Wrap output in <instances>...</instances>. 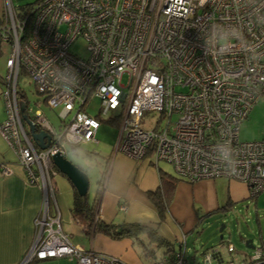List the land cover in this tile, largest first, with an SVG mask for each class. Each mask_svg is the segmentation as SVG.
Segmentation results:
<instances>
[{"label": "built area", "instance_id": "built-area-1", "mask_svg": "<svg viewBox=\"0 0 264 264\" xmlns=\"http://www.w3.org/2000/svg\"><path fill=\"white\" fill-rule=\"evenodd\" d=\"M7 19L0 29L2 42L11 47L0 135L28 183L44 193L35 241L20 264L63 257L77 264H127L73 245L58 208L54 216L49 213L55 200L52 179L59 174L53 156L65 157L67 146L98 144L103 120L86 111L92 97L102 100L103 114L121 110L116 152L169 163L190 183L226 178L245 184L250 197L264 193V140H239L240 125L264 101V0H41L26 31V22H15L11 14ZM78 41L84 42L85 56L71 51ZM66 65L79 77L71 91L62 89L52 75L54 67ZM21 72L31 77L49 107L60 109L58 128L20 99ZM20 102L25 103L24 112ZM148 111L167 118L166 125L157 122L142 129ZM23 114L37 131L49 134L48 148L33 142ZM220 144L233 148L237 174H229L217 158ZM3 171L10 172L6 167ZM185 251L184 243L173 264H187ZM228 251L235 252L231 243ZM263 257L264 251L256 249L249 260L258 264ZM203 258L208 264L222 260L216 248ZM148 264H167V259ZM217 264L249 263L230 259Z\"/></svg>", "mask_w": 264, "mask_h": 264}, {"label": "rangeland", "instance_id": "rangeland-1", "mask_svg": "<svg viewBox=\"0 0 264 264\" xmlns=\"http://www.w3.org/2000/svg\"><path fill=\"white\" fill-rule=\"evenodd\" d=\"M36 0H0V16L7 15L10 20V14L16 22L17 15L14 7L18 9L20 6L32 4ZM8 22V21H7ZM71 51L79 56H85L84 42L78 41L73 44ZM11 47L4 42H0V105L4 106L3 93L6 91L7 67L6 60L10 56ZM124 84L127 83V77L123 78ZM18 90L22 92L30 107L34 110L39 109L49 119L50 123L58 128L61 120L59 118V108H51L44 102V97L36 93L35 86L31 77L24 72L20 73L18 79ZM103 104L99 97H92L88 100L86 111L92 117H100L103 120L99 128L96 139L98 144L89 143L77 147L76 150L67 146V154L65 158L79 168H84L90 179V187L87 195L89 205L92 207L96 200L97 192L102 189L97 177L98 172L105 170V158L110 156L114 145L117 142L119 135V118L121 110L117 112H107L103 114ZM176 116L172 117V121H176ZM157 122L161 126H165L167 118H160V114L155 111L145 112L141 119V128L149 129ZM28 129V126H26ZM239 140L241 142H254L264 140V101L256 103L248 114L247 119L240 125ZM74 157V158H73ZM159 165L163 170L171 175H175L173 166L169 163L160 162ZM62 175V174H61ZM60 175L52 179L56 191V197L59 208L61 210L62 229L69 235L71 242L74 245H79L83 250L91 249L98 253L102 247L109 251L120 250L127 254V251L119 244L118 240H113L111 237L95 232L92 238L93 225L95 222L84 216L77 214L75 217L71 211L72 200L68 186L63 183ZM57 182V186H56ZM101 188V189H100ZM102 191V190H101ZM100 198V195H99ZM98 198V200H99ZM52 206V205H51ZM53 210L54 208L51 207ZM124 214L117 211V218H122ZM222 229V231H220ZM160 232V229L159 231ZM100 236V237H99ZM223 236V238H221ZM99 238L107 239L105 242L99 241ZM140 240L132 238L134 254L140 261L139 264H148L152 260L157 261L162 257L164 247H162L151 231H145L139 236ZM112 240V243H110ZM180 244L174 241V248L179 250L180 246L185 243V259L187 264H208L204 262L203 252L206 248H216L220 251L222 260L213 261L217 264L222 261H228L232 258L239 260L248 255H253L256 249L264 251V193L257 197H251L244 202L232 205L226 211H220L217 214L211 215L203 219L200 227L186 233L179 234ZM251 240L254 249L247 248L246 241ZM233 244L234 253L228 251V244ZM143 249L149 250L148 255L144 254ZM103 253V252H102ZM107 253V252H106ZM106 255H110L107 253ZM22 261V259H21ZM19 261L18 264L21 263ZM0 264L4 263L0 259ZM30 264H77L70 257L55 258L43 261H34Z\"/></svg>", "mask_w": 264, "mask_h": 264}, {"label": "crops", "instance_id": "crops-1", "mask_svg": "<svg viewBox=\"0 0 264 264\" xmlns=\"http://www.w3.org/2000/svg\"><path fill=\"white\" fill-rule=\"evenodd\" d=\"M5 118L4 99V106L3 104L0 105V123ZM116 143L111 155L104 159L105 168L114 159L123 162L120 173L123 194L118 199H113L103 188H100L102 191L97 192L96 200L93 203L95 206L94 222L95 219H98L105 224L137 223L147 225L156 229L159 236L166 238L174 245V241L180 244V233L186 234L197 229L206 217L220 211H226L232 205L251 198L247 186L238 181L218 178L190 183L180 179L175 174L174 177L179 181L168 209L167 219L164 223L159 224L158 214L149 201L147 193L154 192L159 188L160 172L166 171L161 168L160 162L155 163L151 158L134 160L116 152ZM2 165L9 169L8 174L4 173ZM82 170L87 173L84 168ZM98 173L100 175L102 172ZM58 175L62 177L61 181L66 184V189L68 186L69 190L66 191L69 192L71 198L74 197L75 189L71 182L64 175L60 173ZM56 191L58 190H54L55 200L50 202L49 213L51 216L57 213V208L61 214ZM71 200L73 204V199ZM43 204L44 193L42 188L28 183L23 167L17 161L10 146L0 135V259L4 263L18 264L32 247L35 241V221L42 217ZM123 206H126L125 210L122 208ZM117 211L122 212L124 216L116 219ZM159 229L160 232H158ZM94 233L93 231L92 238ZM100 240H102L100 243H103L107 239L99 238ZM132 240L131 237H125L117 241L127 251V254L120 250L109 251L102 246L99 250L101 254L110 253V256L117 257L127 264H139L140 261L134 254ZM109 241L112 243V240L109 239ZM75 246L81 248L79 245ZM208 249L210 248H206L204 252ZM89 251L96 252L93 249ZM250 256L246 257L249 258ZM246 257L239 260L232 259L244 261Z\"/></svg>", "mask_w": 264, "mask_h": 264}, {"label": "trees", "instance_id": "trees-1", "mask_svg": "<svg viewBox=\"0 0 264 264\" xmlns=\"http://www.w3.org/2000/svg\"><path fill=\"white\" fill-rule=\"evenodd\" d=\"M40 2L41 0H36L32 4L20 6L18 9L14 7L18 21L22 23L26 22L25 28H24L25 31L28 29L29 22H30V14L32 13V10H34L40 4ZM7 18H8L7 15H4L3 17L0 16V29L8 21ZM0 42H2L1 36H0ZM18 95L20 96V99L26 101V98L22 92L19 91ZM72 148L76 150L77 147H72ZM56 170L58 171L57 168ZM178 181L179 180L175 178L174 176H172L171 174L161 171L159 188L154 192L147 193V197L149 201L155 207L156 212L158 214L159 224L164 223L167 219L168 209L173 199V195H174L175 188H176ZM71 211L74 217L77 214H84L86 218L92 220L94 216L95 206L91 207L89 205L87 196L81 197L78 195V193L75 190ZM92 225H93L94 232L103 233L111 237L114 240H120L125 237H128V238L131 237V238H135L136 240H140L139 236H141L143 232L149 230L152 232V235H156L158 243L162 247L165 248L162 254V258L166 257L167 264H173L174 261L176 260L175 254L178 250L174 248V245L166 238L159 236L157 234L156 229L150 228L147 225H142V224H137V223H122L118 225L105 224L103 222H100L99 220L95 223H91L88 228H90ZM148 252L149 250L144 249V253H146V255H148ZM245 261H247L249 264L253 263L247 257L245 258ZM258 264H264V257Z\"/></svg>", "mask_w": 264, "mask_h": 264}, {"label": "clouds", "instance_id": "clouds-1", "mask_svg": "<svg viewBox=\"0 0 264 264\" xmlns=\"http://www.w3.org/2000/svg\"><path fill=\"white\" fill-rule=\"evenodd\" d=\"M52 75L56 80L57 84L65 91H71L79 84V77L76 74L75 69H73L71 66L66 65L62 68L54 67ZM215 151L217 154V158L225 163L226 171H228L229 174H237L238 160L236 159L234 150L231 145L220 144L217 146ZM122 168L123 162L114 159L105 168L104 172H102L97 177L100 186L113 199H118L123 194V187L120 182V173Z\"/></svg>", "mask_w": 264, "mask_h": 264}, {"label": "water", "instance_id": "water-1", "mask_svg": "<svg viewBox=\"0 0 264 264\" xmlns=\"http://www.w3.org/2000/svg\"><path fill=\"white\" fill-rule=\"evenodd\" d=\"M20 110L22 112L25 111L24 102H20ZM22 118L29 126V132L33 142L37 143L38 147L42 150L48 148L51 139L49 134L45 131H37L36 126L27 115L23 114ZM45 139L47 142H45ZM52 161L59 173L64 175L71 182L79 196L85 197L88 195L90 179L84 170L77 167L60 154L53 156ZM220 231H222V229ZM221 238H223V236H221ZM246 246L247 248L254 249L251 240L246 241Z\"/></svg>", "mask_w": 264, "mask_h": 264}]
</instances>
